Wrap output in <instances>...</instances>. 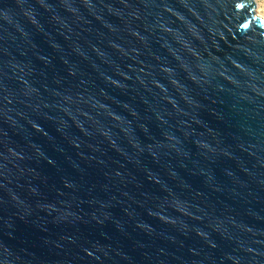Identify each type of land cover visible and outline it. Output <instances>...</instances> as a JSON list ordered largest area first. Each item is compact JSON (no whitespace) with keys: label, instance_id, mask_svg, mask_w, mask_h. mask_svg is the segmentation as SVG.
I'll list each match as a JSON object with an SVG mask.
<instances>
[{"label":"water","instance_id":"95a60500","mask_svg":"<svg viewBox=\"0 0 264 264\" xmlns=\"http://www.w3.org/2000/svg\"><path fill=\"white\" fill-rule=\"evenodd\" d=\"M254 0H0V264H264Z\"/></svg>","mask_w":264,"mask_h":264},{"label":"rangeland","instance_id":"374dc122","mask_svg":"<svg viewBox=\"0 0 264 264\" xmlns=\"http://www.w3.org/2000/svg\"><path fill=\"white\" fill-rule=\"evenodd\" d=\"M254 1L256 2L255 7H254V13L258 14L259 10L264 11V0H254ZM258 15L261 16L260 14H258ZM261 17H263V16H261Z\"/></svg>","mask_w":264,"mask_h":264},{"label":"bare ground","instance_id":"6f19581e","mask_svg":"<svg viewBox=\"0 0 264 264\" xmlns=\"http://www.w3.org/2000/svg\"><path fill=\"white\" fill-rule=\"evenodd\" d=\"M260 12H261V13H260ZM258 14H260L261 16L264 17V11H260V10H259V13H258ZM258 14H257V15H258ZM258 16H259V15H258ZM261 16H260V17H261ZM263 17H262V18H263Z\"/></svg>","mask_w":264,"mask_h":264}]
</instances>
